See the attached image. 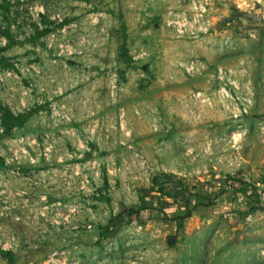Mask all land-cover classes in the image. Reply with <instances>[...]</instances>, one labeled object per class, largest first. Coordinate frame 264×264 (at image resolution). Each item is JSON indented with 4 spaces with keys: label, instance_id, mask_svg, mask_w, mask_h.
Wrapping results in <instances>:
<instances>
[{
    "label": "rangeland",
    "instance_id": "obj_1",
    "mask_svg": "<svg viewBox=\"0 0 264 264\" xmlns=\"http://www.w3.org/2000/svg\"><path fill=\"white\" fill-rule=\"evenodd\" d=\"M7 1L0 60L14 69L0 63V105L41 108L0 135V264H264V192L252 182L239 192L237 172L256 182L264 171V113H251L247 80L260 60L246 43L255 9L237 0ZM20 136L41 142L28 147L34 161L18 150ZM4 156L14 160L1 165ZM164 174L194 196L229 188L195 208L158 191ZM44 197L57 209L43 211Z\"/></svg>",
    "mask_w": 264,
    "mask_h": 264
},
{
    "label": "trees",
    "instance_id": "obj_2",
    "mask_svg": "<svg viewBox=\"0 0 264 264\" xmlns=\"http://www.w3.org/2000/svg\"><path fill=\"white\" fill-rule=\"evenodd\" d=\"M5 3H8V1L5 0ZM122 29H123V31H126V27L124 26V24H122ZM46 31L47 30L41 31L39 33V35L45 33ZM0 32L1 33H6L4 30H2V26L1 25H0ZM125 36H126V34H125ZM2 49L3 48L0 47V52L3 51ZM121 52H122L123 55H125L127 57V59L130 60L131 55L129 53V50H128L126 44L123 45V48H122ZM0 63H1V65L4 68H12L13 67L12 62L9 59H7V58H1ZM0 107L3 110L2 123H3V126L5 127V133L7 135H10L14 128L23 127L24 124L32 116V114L35 111H37L38 109L41 108V106H37L35 109H32L31 111H29L27 113H21L19 115H14L10 111L9 108L4 107V106H0ZM1 165H4L3 160L1 162ZM164 177H166L165 178V183H163V180H164V178H163L162 179V184H160V182H159V180H160L159 177H154L153 183L160 184L159 188H158V191H162L161 193L164 194V196H166V197L167 196L168 197H173L174 199H177V200L181 198L180 200H182L183 203L185 201V203L187 205H189L192 201H195L193 203L195 208H197L200 205H203V206H205V205H207V206L214 205L215 202H216V199L222 194V192H224V191L221 190L217 194H207V195H202V194L196 195L195 194V196H194V195L188 194L187 193V192H189L188 190H185L184 188L179 187V184H178V182H175V180H174L175 177L173 175L164 174ZM238 182L240 183V186H239L238 189L241 192H244V193L249 192L250 186H252V184H249L250 182H248V181H246V180H244L242 178H239ZM172 184H173V186H172ZM225 190H226V188H225ZM255 195H257V194H255ZM192 198H194V200ZM166 204L164 203L163 206H165ZM144 205L147 206V204H144ZM143 208H144V206L141 207V208L125 209L116 218L112 219V221L109 224H113L114 223L115 225L118 226V225H120L122 223V220L124 219V217L132 219V217L137 216L138 214H140V212H141V210ZM192 212H193L192 210L186 211L184 215L179 217V219H185L186 217H189L192 214ZM2 252L4 253V255H7V257H12L11 252L5 251V250H3Z\"/></svg>",
    "mask_w": 264,
    "mask_h": 264
},
{
    "label": "crops",
    "instance_id": "obj_3",
    "mask_svg": "<svg viewBox=\"0 0 264 264\" xmlns=\"http://www.w3.org/2000/svg\"><path fill=\"white\" fill-rule=\"evenodd\" d=\"M237 2L239 4L244 5V7H249V8L251 7L250 9H255V13H254L253 17H254V21H255L254 25H256L257 28L255 29V33L252 34L253 37L249 35V37L246 39V43L250 42V47H249L250 57H253L254 55H252V54H256L255 51H257V53L260 55V60L259 61H257V60L251 61L252 63L248 65L250 67V69L252 70V74L250 71L249 74H251V76L249 75L247 80H248V86H249V88H248L249 93L255 95V104L251 110V113L255 116H258V115H261L262 113H264V9L259 4V0H237ZM260 11H262V15L259 14ZM232 18H234V17L233 16L230 17V19H231L230 22L232 24H234L235 20ZM250 18H252V17L250 16ZM252 19H251V21H252ZM260 73H261V76H260ZM260 123H261V121L259 122V125H260ZM261 126H263V128H264V122L263 121H262ZM213 167L215 168L214 165H213ZM233 169H237V168L236 167L234 168V166H232V164H231L230 170L233 171ZM215 170H216V168H215ZM237 172L241 173L239 178H242V179H244L250 183L252 182V184L255 188L254 191L264 192V171H263V174L261 175L260 180H258L256 182L251 181V178L248 177V174L245 172V170H240V168H238ZM218 176H220V174L215 173V177H218ZM107 179H108V176H107ZM226 187L229 188L228 186H226ZM227 188L225 190L224 187H220L219 192L221 190L224 192H227ZM239 192H241V191L239 190ZM61 193H63V192H61ZM58 196L60 197L59 192H58ZM49 199L55 200V199H57V197H54L53 194H50ZM262 209H264V207H262Z\"/></svg>",
    "mask_w": 264,
    "mask_h": 264
},
{
    "label": "built area",
    "instance_id": "obj_4",
    "mask_svg": "<svg viewBox=\"0 0 264 264\" xmlns=\"http://www.w3.org/2000/svg\"><path fill=\"white\" fill-rule=\"evenodd\" d=\"M259 2H260V0H259ZM0 39L3 41V43L5 45L6 42H7V38L2 35V36H0ZM12 69H14V67H12ZM0 106H2V105H0ZM4 107H7V106H4ZM7 108H9L10 111L14 115H19L21 113H24L23 112L24 110L21 111L20 108L18 109L19 111L18 110L11 109L10 107H7ZM0 109H1V107H0ZM244 111H247V109H246L245 106H244ZM2 115H3V111L0 110V135H6V133H5V127L3 126V123H2ZM236 116H238V115H236ZM14 129H16V128H14ZM13 141L16 142V146L18 147V150H20L22 154L28 155V156H30V151H29L28 147H33V146H35L37 148H40L41 147V142L37 141L36 139L29 138V136H20L18 138H14ZM12 144L13 143H9L8 150L10 152H13V155H16V151L15 150L13 151V149H12ZM42 146H43V151H44L43 152V155L46 158H48V153L50 152L52 146L45 144V142L42 144ZM30 158H31L32 161H34V158L32 156H30ZM15 159L19 163L20 160L22 159V157L20 155H16V158ZM1 160H3V162H4L5 165H7V164L11 163L14 160V158L13 157L12 158L5 157V158H1ZM42 201H43V204H44L42 206V210L43 211H49L50 210V212H53L54 210L57 209L56 208L57 205H59V204H55V202H51L50 200H48L45 197L42 198ZM89 228H90V226H89Z\"/></svg>",
    "mask_w": 264,
    "mask_h": 264
},
{
    "label": "water",
    "instance_id": "obj_5",
    "mask_svg": "<svg viewBox=\"0 0 264 264\" xmlns=\"http://www.w3.org/2000/svg\"><path fill=\"white\" fill-rule=\"evenodd\" d=\"M259 4H260L261 7L264 9V0H260Z\"/></svg>",
    "mask_w": 264,
    "mask_h": 264
}]
</instances>
